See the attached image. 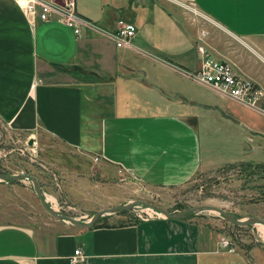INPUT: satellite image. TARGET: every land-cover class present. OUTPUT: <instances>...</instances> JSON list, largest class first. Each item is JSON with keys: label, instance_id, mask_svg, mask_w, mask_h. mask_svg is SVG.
<instances>
[{"label": "crops", "instance_id": "0c3cea01", "mask_svg": "<svg viewBox=\"0 0 264 264\" xmlns=\"http://www.w3.org/2000/svg\"><path fill=\"white\" fill-rule=\"evenodd\" d=\"M191 1L232 39L225 51L204 41L209 56L227 60L264 90V0ZM74 4L95 30L83 26L76 36L56 20L30 22L13 0H0V121L7 128L28 136L39 132L91 160L96 156L98 172L85 176L124 175L159 188L247 163V150H264L263 114L206 85L215 93L211 101L187 89V82L200 84L187 72L197 70L201 58L195 28L176 4ZM118 19L136 27L132 48L115 47L98 31H112ZM117 203L103 195L95 207ZM76 248L84 256L81 264H250L220 250L193 218L154 216L90 227L0 221V264H70Z\"/></svg>", "mask_w": 264, "mask_h": 264}, {"label": "rangeland", "instance_id": "374dc122", "mask_svg": "<svg viewBox=\"0 0 264 264\" xmlns=\"http://www.w3.org/2000/svg\"><path fill=\"white\" fill-rule=\"evenodd\" d=\"M169 1L183 12L181 16L184 22L195 28L197 38H202L206 43L211 42L218 51H225L233 44L232 39L214 27L191 0ZM186 85L199 99L211 101L215 98V93L202 84L187 82ZM191 110L201 116L211 114L199 107H191ZM247 153L250 167L224 166L211 172L196 174L180 186L148 187L124 178V175L113 179H101L94 174L85 176L86 172H98L90 158L71 151L57 140L47 138L39 132L32 133L31 136L16 133L0 121V172H25L33 175L47 204L78 220H86L89 217L87 214L92 215L101 209L95 206L103 195L117 200V204L143 200L159 205L171 213L199 204H211L238 219L254 216L264 220V168H253L254 164H264V150L255 153L247 150ZM247 172L249 175L243 177ZM154 216L161 215L134 208L124 215H104L97 223H129L134 218L142 220ZM189 218L199 221L216 238L220 250L238 253L250 264H258L264 258V227L235 226L212 211H202ZM58 220L41 208L28 180L11 183L0 181V221L45 226ZM221 238L230 247H220Z\"/></svg>", "mask_w": 264, "mask_h": 264}, {"label": "built area", "instance_id": "2783aa9c", "mask_svg": "<svg viewBox=\"0 0 264 264\" xmlns=\"http://www.w3.org/2000/svg\"><path fill=\"white\" fill-rule=\"evenodd\" d=\"M13 1L30 22L34 19L56 20L69 28L76 36L81 33L83 26L92 30L96 29L90 21L76 12L74 0H62L61 2L55 0ZM98 31L108 36L115 47L132 48L131 40L135 35L136 27L130 21L118 19L112 31ZM196 50L200 55L201 62L197 70L187 72V76L191 80L206 85L231 100L264 115V90L257 83L238 73L227 60L209 56L204 40L200 37L196 39ZM97 159L96 156L93 157L94 162ZM220 241L222 248H228L230 245L223 238ZM83 261L84 256L80 248H76L72 256L69 257V263L81 264Z\"/></svg>", "mask_w": 264, "mask_h": 264}, {"label": "water", "instance_id": "95a60500", "mask_svg": "<svg viewBox=\"0 0 264 264\" xmlns=\"http://www.w3.org/2000/svg\"><path fill=\"white\" fill-rule=\"evenodd\" d=\"M75 69H80L78 67H75ZM112 77H109L111 79ZM19 180H28L32 188L34 190L35 196L41 206V208L50 216L66 221L72 225L78 226V227H90L92 226L100 217H103L104 215L109 214H115L122 210H132L134 208L139 209H146L150 210L155 214L161 215V217L167 218V219H182L189 216H192L194 214H197L202 211H212L219 214L224 220L227 222L235 225V226H245V225H260L264 227V220L259 217H246L244 219H238L232 216L230 213L226 212L224 209L211 205V204H199L196 206H192L177 212H168L165 208L149 203L143 200H134L129 201L122 204H117L115 206L107 207V208H101L99 210H96L92 213L86 220H78L74 217L68 216L58 210L53 209L47 204V201L45 199V196L41 190V187L38 183V181L33 177V175L25 172H19L15 174H4L0 172V181L5 183H11ZM262 247L264 250V241L262 242Z\"/></svg>", "mask_w": 264, "mask_h": 264}, {"label": "trees", "instance_id": "16d2710c", "mask_svg": "<svg viewBox=\"0 0 264 264\" xmlns=\"http://www.w3.org/2000/svg\"><path fill=\"white\" fill-rule=\"evenodd\" d=\"M238 165H244V166L250 167L251 163H248V162L247 163H240ZM253 166H254L253 168H256V169H258V168H264V164H259V163L258 164H254ZM247 175H249V172H247L246 174H244L243 177H245ZM127 212H128V210H122V211L118 212L117 214H123L124 215ZM189 217H186V218H189ZM100 218H102V217H100ZM99 219L94 224H97V222L99 221ZM138 221H140V220H138L137 218H134L133 221H131V222H138ZM131 222H129V223H131ZM121 224H125V223H120L119 225H121ZM104 225H106V224H104Z\"/></svg>", "mask_w": 264, "mask_h": 264}]
</instances>
